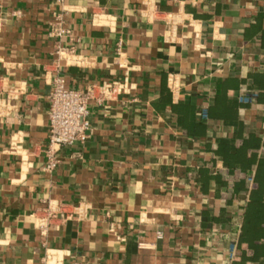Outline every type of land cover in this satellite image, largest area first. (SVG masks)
<instances>
[{
  "label": "crops",
  "instance_id": "0c3cea01",
  "mask_svg": "<svg viewBox=\"0 0 264 264\" xmlns=\"http://www.w3.org/2000/svg\"><path fill=\"white\" fill-rule=\"evenodd\" d=\"M58 75L125 87L46 169ZM263 141L264 0H0V264H264L230 158ZM49 200L77 207L42 232Z\"/></svg>",
  "mask_w": 264,
  "mask_h": 264
},
{
  "label": "built area",
  "instance_id": "2783aa9c",
  "mask_svg": "<svg viewBox=\"0 0 264 264\" xmlns=\"http://www.w3.org/2000/svg\"><path fill=\"white\" fill-rule=\"evenodd\" d=\"M70 27L64 25L63 16L60 12L55 14L51 22L49 34L52 36H63L70 33ZM65 49L61 46L57 52ZM171 78V87L176 90L174 77ZM125 87L122 80H107L103 82H91L86 87L68 85L62 75L54 79L52 90L49 94V141L46 148L47 160L44 165L46 169H53L57 166L59 157L58 151L63 145L73 144L77 141L84 142L89 137L91 121L89 118L91 101L98 104H105L107 99L113 98ZM255 94H242L243 101L252 100ZM203 119H209L208 106L204 105L199 111ZM70 206V207H69ZM73 206L65 201L49 200L48 204L33 212L36 225L42 232H47L51 223L56 219H67ZM231 258H234L237 251V242H233L230 248Z\"/></svg>",
  "mask_w": 264,
  "mask_h": 264
},
{
  "label": "trees",
  "instance_id": "16d2710c",
  "mask_svg": "<svg viewBox=\"0 0 264 264\" xmlns=\"http://www.w3.org/2000/svg\"><path fill=\"white\" fill-rule=\"evenodd\" d=\"M262 145L264 148V141ZM238 149L239 148L234 147V149L230 151V158L238 163V168H233V170L239 169V171L244 174L245 182L243 187H250L249 199L243 212L244 221L242 224V234L243 243H246V245H252L254 241L253 237L257 240H255L256 243H259V240L261 239L259 236L256 237V232H250L252 225L260 226L264 229V151L259 154L257 150ZM255 162L256 166L254 176L250 177L248 180L247 177L250 176V169L253 164L255 165ZM232 185V187L235 188V183ZM238 187L242 188V185H239ZM260 236L264 237V232L261 233ZM247 247L248 246H246V248ZM242 249L243 245H239L235 257L240 254Z\"/></svg>",
  "mask_w": 264,
  "mask_h": 264
}]
</instances>
